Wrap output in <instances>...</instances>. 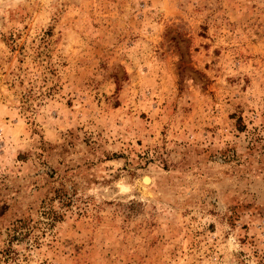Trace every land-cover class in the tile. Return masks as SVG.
<instances>
[{
  "label": "rangeland",
  "instance_id": "1",
  "mask_svg": "<svg viewBox=\"0 0 264 264\" xmlns=\"http://www.w3.org/2000/svg\"><path fill=\"white\" fill-rule=\"evenodd\" d=\"M0 264H264V0H0Z\"/></svg>",
  "mask_w": 264,
  "mask_h": 264
},
{
  "label": "bare ground",
  "instance_id": "2",
  "mask_svg": "<svg viewBox=\"0 0 264 264\" xmlns=\"http://www.w3.org/2000/svg\"><path fill=\"white\" fill-rule=\"evenodd\" d=\"M148 181V178L146 177V178H144V182H147Z\"/></svg>",
  "mask_w": 264,
  "mask_h": 264
}]
</instances>
